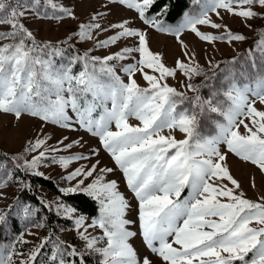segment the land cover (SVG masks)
<instances>
[{
	"label": "snow or ice",
	"instance_id": "snow-or-ice-1",
	"mask_svg": "<svg viewBox=\"0 0 264 264\" xmlns=\"http://www.w3.org/2000/svg\"><path fill=\"white\" fill-rule=\"evenodd\" d=\"M97 3L81 21L72 3L0 0V116L13 128L25 117L40 125L20 152L0 150V201L49 180L46 169L62 180L51 201L36 197L40 207L15 195L0 207V264H264V197L248 199L228 162L264 174V0ZM119 12L132 15L111 19ZM231 20L256 40L241 56L200 64L183 37L234 47L248 37ZM35 21L76 27L41 41L28 27ZM151 33L179 46L172 65L153 51ZM83 44L91 46L81 52ZM178 77L183 90L169 83ZM49 128L83 131L99 147L74 152L83 136L53 141ZM117 171L135 205L109 179ZM78 199L92 213L81 214ZM48 213L67 223L53 228Z\"/></svg>",
	"mask_w": 264,
	"mask_h": 264
},
{
	"label": "rangeland",
	"instance_id": "rangeland-1",
	"mask_svg": "<svg viewBox=\"0 0 264 264\" xmlns=\"http://www.w3.org/2000/svg\"><path fill=\"white\" fill-rule=\"evenodd\" d=\"M57 3H72L74 4V10L77 16H79L81 21H84L88 18L90 12H93L98 7L97 0H56ZM124 15H132V13L119 12L111 19H119ZM232 27L234 31L243 32L248 39L243 42L236 44L234 47H228L227 45L221 43L218 45V50H214L212 47L199 43L195 40V38L191 35L184 36L183 39L187 42L190 48H192L196 53L200 64L205 65L206 59L213 58V63L217 61H223L230 59L235 56L243 55L246 50L253 44V42L257 38V32L250 31L249 29L243 27L239 20H231L227 21ZM34 32L37 33V37L39 40H51L56 42L58 40L63 39L71 30H74L76 27V22L66 21L63 24L57 25L53 22L48 21H35L28 25ZM108 34L101 35L99 38L104 39ZM90 44L78 45V49L83 52L84 49L90 47ZM151 46L153 51L163 52L165 55V60L168 65H172L176 57L179 55V46L176 42L165 35H157L155 33H151ZM206 49V51H205ZM116 49L113 48L112 51ZM96 55H103L106 53L96 52ZM206 66V65H205ZM223 67V65H222ZM139 83L142 86L144 85L143 80L137 76ZM183 80L182 77H178L177 80H169L170 85L176 87L178 90H183L181 88V84L179 81ZM197 83L199 81H196ZM191 95V93H189ZM131 124L136 125L138 121L132 119L129 121ZM40 127L39 122L33 119H29L25 117L18 126L13 128V118L10 115L0 116V150L7 152L9 154L18 153L25 146V141L28 137L32 136L35 131ZM46 131L53 132V141L61 136L67 135L70 139H76L80 136H83L87 141V145L84 149H73L74 152L84 151L87 152L90 147H99L98 140L96 138L91 137L87 133L80 132H67L55 129H45ZM243 131V129H241ZM164 134H167L165 132ZM177 139H182V135L176 133ZM102 161V165H107L112 167V161L103 150L100 152V156L98 157ZM94 162V161H92ZM229 164L231 166L232 175L241 182L243 190L246 193L248 199L252 201H257L261 197H264V174H261L258 169L250 164L239 162L235 157L229 156ZM73 165L72 167H75ZM50 174V179L54 181L55 184H61L62 180L59 175V171L57 169L49 168L45 170ZM254 177L255 187H251V178ZM109 179H117L120 182V191L123 192L126 198L135 205V201L132 197V194L129 193L123 183L121 178V174L119 171L115 172ZM19 192L18 189H9L8 190V199L4 201H0V207H4L6 204L12 202V196H17ZM42 196L46 201H51L55 194L49 193L47 191L41 190ZM90 222V220H89ZM19 227L22 229L23 224L20 223ZM91 231V230H90ZM44 233L41 232V235ZM95 234V232H94ZM61 238L67 241H73V236L70 233H60ZM29 240H33V237H27ZM135 246L140 247V251L143 252V246L141 245L139 240L134 241Z\"/></svg>",
	"mask_w": 264,
	"mask_h": 264
},
{
	"label": "trees",
	"instance_id": "trees-1",
	"mask_svg": "<svg viewBox=\"0 0 264 264\" xmlns=\"http://www.w3.org/2000/svg\"><path fill=\"white\" fill-rule=\"evenodd\" d=\"M188 5H189V0H183L184 8H187ZM178 19H179L178 16H173L172 18H170L169 22L175 23ZM54 185H55V183L51 179H49V180L39 179V180L35 181L33 188H32V191H30L28 193L18 192L17 196H19L23 200H26L27 202L31 203L32 205H34L36 207H40L39 200H37L36 197H42L43 198L41 190H44V191H47L49 193H53L56 195L57 190H56V187ZM73 203H75L77 205V207L80 208L81 214L89 215L90 213H92L94 206L92 205L91 201H89L87 205H83L81 203V200H79V199L73 201ZM48 216L51 219L53 228H58V227H60L61 224L67 223L65 221H62V220H59V219L53 217L51 213H48Z\"/></svg>",
	"mask_w": 264,
	"mask_h": 264
},
{
	"label": "bare ground",
	"instance_id": "bare-ground-1",
	"mask_svg": "<svg viewBox=\"0 0 264 264\" xmlns=\"http://www.w3.org/2000/svg\"><path fill=\"white\" fill-rule=\"evenodd\" d=\"M134 243V246H135V242H133ZM137 249H140V247H138V246H135Z\"/></svg>",
	"mask_w": 264,
	"mask_h": 264
}]
</instances>
